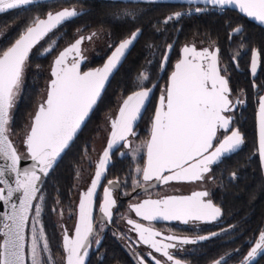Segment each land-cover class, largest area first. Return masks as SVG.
<instances>
[{
  "label": "snow or ice",
  "instance_id": "obj_1",
  "mask_svg": "<svg viewBox=\"0 0 264 264\" xmlns=\"http://www.w3.org/2000/svg\"><path fill=\"white\" fill-rule=\"evenodd\" d=\"M116 2L117 0H113V3ZM195 2L196 0H189V3ZM204 2L221 8L238 6L242 13L264 24V0H204ZM35 3L36 0H0V13ZM195 11L199 12L201 9L196 8ZM78 14L75 9H62L47 13L46 18H33L14 44L0 54V157L11 162L5 168H0V184L7 186V195L5 189L0 188V200L7 204L14 192L21 193L19 206L12 204L11 215L6 217L11 223L4 225L7 231L3 235L7 239L3 244V252L0 253V264H26L25 228L33 211V201H39L40 204L43 202V197L38 196L42 176H47L60 154L69 147L96 105L110 73L124 56L125 50L139 35L137 30L130 38L123 40L103 68L95 71L81 72L80 62L83 60L81 44L85 39L92 40L96 33L87 37L81 36L59 53L54 60L51 72L54 79L50 81L46 99L39 103L30 132L26 135L28 158L33 162L32 167L21 171L19 168L21 157L7 134L10 131L9 110L14 106L15 98L20 91L26 61L37 43ZM181 15L182 13L178 12L174 17L169 16L164 23L174 18L179 19ZM235 31L241 34L240 28H236ZM52 43L50 40L47 52L52 50ZM168 50H171L170 45ZM182 51L183 59L175 64L169 87L159 97V107L152 121L151 137L146 143L147 165L143 169H136L137 174L142 175L145 182L155 179L167 184L172 180H203L205 174L211 171V165L220 162L225 155L236 152L244 143L239 131H232L213 147L217 131L219 129L227 131L229 128L231 118L225 113L232 111L231 105L234 103L229 99L228 80L221 75L219 49L198 51L194 46H185ZM259 55L256 53L251 61L253 74L257 70ZM166 61L167 57H164V62ZM148 79L147 71L140 73L138 90L123 100L118 119L111 120V140L98 163L91 187L83 193L78 205L79 222L74 230L75 236L69 238L65 234L63 237L66 264H85V257L88 256V249L91 246L89 237L94 232L93 195L105 171L109 151L117 142H127V138L133 134V124L140 117L151 91V88L143 87V82ZM259 155L264 160V97H261L259 104ZM6 170L16 174L14 188L4 178ZM165 172L169 174L164 175ZM112 183L114 182L109 181V184ZM206 196L207 192H196L192 196L146 199L132 207L136 215L143 220H177L187 224L190 220H210L220 215L219 208L202 199ZM115 203L112 191L105 189L103 204L99 209L103 219L111 221V209ZM41 212L42 207L37 205L31 222V264H51L52 260L50 246L40 221ZM128 223L133 225V230L138 233L143 244L161 253L168 261L180 264L169 251L175 245L156 239L161 236L160 232L131 219ZM165 239L178 240L180 244L195 243L194 240L175 236H167ZM95 242L99 244V239ZM43 253L49 255L44 257ZM258 253H264V232L259 234V242H256L248 252L245 264H251ZM141 264H145L143 259ZM155 264H161V261L156 260Z\"/></svg>",
  "mask_w": 264,
  "mask_h": 264
},
{
  "label": "trees",
  "instance_id": "obj_2",
  "mask_svg": "<svg viewBox=\"0 0 264 264\" xmlns=\"http://www.w3.org/2000/svg\"><path fill=\"white\" fill-rule=\"evenodd\" d=\"M74 7V8H71ZM187 6L171 4H125L98 0H60L30 6L0 16V54L19 38L35 17L46 18L49 12L62 9H75L82 15L61 24L50 32L33 50L25 64V80L19 101L10 112L8 134L17 137L23 134L30 118L35 114L39 100L48 89L47 80L54 58L76 39L91 31L100 30L106 37V44L114 46L127 39L139 30L142 35L128 56L127 60L108 86L102 100L93 115L75 139L72 146L62 157L50 176L44 182L38 196L43 197L41 223L48 240L51 254L64 259L63 238L58 224V215L62 211L68 222L75 219L76 191L79 176L84 164L94 156V141L101 134L106 116L115 112L117 106L137 89L138 77L147 71L149 79L143 82L144 88L151 87L159 78L161 60L166 49L176 40L167 73L159 83L166 84V77L172 65L180 56L183 44L189 41H208L214 43L221 51L225 63L232 64L230 58L238 63L249 59L251 52L258 49L264 56V29L249 22L246 18L230 10L208 9L179 19L164 21ZM242 27V34L230 41L236 28ZM5 32L4 36L1 34ZM56 40L55 51L50 55H42L49 41ZM107 47H102L96 54V65H101L109 55ZM243 49V51H242ZM106 51V52H105ZM33 119V118H32ZM244 151L233 160L222 165L220 175L232 190L231 196L224 199V210L229 213H244L257 210V180L247 185V174L244 170ZM235 173L229 179V173ZM252 179V176H251ZM233 182V183H232ZM31 215V217H32ZM30 225V222H29ZM29 233V227H28ZM44 257H46L43 254Z\"/></svg>",
  "mask_w": 264,
  "mask_h": 264
},
{
  "label": "flooded vegetation",
  "instance_id": "obj_3",
  "mask_svg": "<svg viewBox=\"0 0 264 264\" xmlns=\"http://www.w3.org/2000/svg\"><path fill=\"white\" fill-rule=\"evenodd\" d=\"M196 8H200L201 11H195ZM208 9L203 7H186L179 11V13H182L180 18ZM239 28L242 34L244 29L242 27ZM92 33L94 31L86 33L83 37L90 36ZM238 35L240 34L233 31L230 41L232 42L233 38ZM117 45L106 44L104 46L107 47L106 51H110L111 53ZM185 46H194L198 51L218 48L214 43L208 41H189L179 49L180 56ZM102 47L96 48L91 56H85L82 53L85 60L82 72L100 67L104 63L101 65L95 64L97 61L96 56H98H95V54ZM256 53L260 55L256 73L253 74L251 71V61ZM218 56L221 75L228 80V87L230 89L229 99L234 103L231 105L232 111L225 113L226 116L231 118L229 128L227 131L220 129L217 131L213 147L217 146L218 141H221L226 135H230L232 131H239L244 139L240 150L223 157L221 162L211 165V171L205 174L203 180L199 181H175L149 189L148 187L152 185L155 179L145 182L142 175L137 174V168L143 169L146 167V143L151 137V126L158 107L159 97L168 88L169 76L178 59L173 63L172 70L166 77V84L159 87L160 82L158 83L152 100L140 122L133 130V134L127 138V142L124 141L112 154V163L95 198L93 222L94 226L96 225V229L91 243L88 264H141V259L145 261V264H155L156 260L161 261V264H174L173 261H168L161 253L155 252L154 249L143 244L139 239L138 233L133 230V225L128 223L129 219L160 232L161 236L156 237L157 240L174 244L175 247L169 249V251L174 259L180 261V264H217V262L219 264H245L248 252L255 246L256 242H259V234L264 232V160L259 155V104L261 97H264V56L262 57L258 49H254L249 59L241 63H238L235 58H230L232 64L225 63L220 50ZM169 66L170 61L164 75L167 73ZM238 100L241 103H235ZM122 102L117 106L115 112L109 115L107 123L105 121L108 127V136L104 148L100 151L97 159L93 157V161L89 159L90 163L88 176L85 178L86 181L76 191L74 226L67 233L69 238L72 236L75 227L79 202L82 199L83 193L91 186L96 171V163L100 160L108 141L111 131V120L117 116ZM13 142L15 143L14 140ZM15 145L21 157L27 159L23 157L26 151L25 141L24 149H20L16 143ZM243 149H245L243 157L245 163L244 170L247 174L246 183L250 186L251 181L254 180L253 178H256L257 197L255 201L258 206L257 210L254 209L246 212L241 217L238 213H229L224 210V199L226 196H231L233 192L225 188L226 184L222 181L223 176L220 173L222 165L233 160ZM209 151H212V149ZM168 174V172L164 173V175ZM229 177L230 180L235 177L233 168L229 173ZM109 181H113L114 183L109 184ZM137 183L139 186H137ZM105 189L112 191V198L116 201L114 207L111 209L112 218L110 222L102 218V213L99 210L103 204ZM196 192H207L208 196L202 199L205 202L210 201L214 207L219 208L221 210L220 215L209 221L190 220L187 224L177 220L156 219L147 221L137 216L132 207L142 203L146 199L157 200L171 196H192ZM167 236L188 238L194 240L195 243L180 244L178 240H166L165 237ZM200 237H207V239H200ZM96 239H99V244L95 242ZM253 259H256L253 264H264V253H258Z\"/></svg>",
  "mask_w": 264,
  "mask_h": 264
},
{
  "label": "water",
  "instance_id": "obj_4",
  "mask_svg": "<svg viewBox=\"0 0 264 264\" xmlns=\"http://www.w3.org/2000/svg\"><path fill=\"white\" fill-rule=\"evenodd\" d=\"M55 1H60V0H36V3L33 4V5H25V6H21V8H18V9H9V10H6L5 12H3V13H0V16L5 15V14L10 13V12H13V11H16V10H19V9L28 8V7H30V6L39 5V4H44V3H50V2H55ZM75 1H79V0H75ZM82 1H84V0H82ZM98 1L113 2V0H98ZM117 2H121V0H117ZM122 3H125V4H142V3H144V4H171V5H180V6H187V7H203V8H213V9H218V10H230V11H233V12H235V13H238V14L241 15L242 17L246 18L249 22L254 23L255 25H257V26L261 27L262 29H264V24H262L261 22H259L258 20L254 19V18H252V17L247 16L245 13H242V12L239 10L238 6H225V7L221 8V7H219V6H213V5H211L210 3H205L204 0H196L195 3H189V0H122ZM77 12H78V11H77ZM78 13H79V14H78L76 17L70 18V19L67 20V21L73 20V19H75V18H77V17H79V16L82 15V12H78ZM67 21H65V22H67ZM65 22H64V23H65ZM62 24H63V23H62ZM58 27H59V26H58ZM53 31H54V30H53ZM141 35H142V33L139 31V35L137 36V39H136L131 45H129V47L125 50V54H124V56L121 57L119 63H118L117 66H116V68H114L113 71L110 73V75H109V77H108V80L105 82V86H104V88H103L102 91H101V95H100V97H99L98 100H97L96 105H94L92 111L90 112L89 116L86 118V120L84 121V123L82 124L80 130H78L76 136L74 137L73 141L70 143L69 147L66 148V149L60 154V156L57 158L56 162L54 163L53 167L49 170L47 176H46V177H45V176H42V182L40 183V190H41V188H42L44 182H45V181L47 180V178L50 176V174L52 173V171L54 170V168L58 165V163L60 162V160L62 159V157L66 154V152H67V151L69 150V148L72 146V144H73V142L75 141V139L79 136V134L81 133V131L83 130V128L85 127V125L87 124V122L89 121V119L91 118V116L93 115L94 111L96 110V108L98 107L100 101L102 100V98H103V96H104V94H105V92H106L108 86L110 85L111 81H112L113 78L116 76V74L119 72V70L121 69V67L123 66V64L125 63V61L127 60V58H128V56L130 55V53L133 51V49L135 48V46L137 45V43L139 42V40H140V38H141ZM130 36H131V35H130ZM130 36H129L128 38H130ZM128 38H127V39H128ZM42 40H43V39H42ZM40 42H41V41H40ZM40 42H39V43H40ZM39 43H37V44L32 48V50H31L30 53H29V56L31 55V53L33 52V50L37 47V45H38ZM13 44H14V43H13ZM13 44H12V45H13ZM119 44H120V43H119ZM119 44H118L116 47H118ZM175 45H176V40L174 41V43H173L172 45H170V46H171V50H168V48H167V50H166V53H165V56H164V57H167V61L164 62V57H163L162 65H161V71H160V76H159L158 80H157V81H156V82L150 87V88H151V91H150V94H149V98H148V100L145 102V106H144V108H143L142 111H141V115H140V117H139V118L137 119V121L133 124V130L136 128L137 124L140 122V120H141V118H142V116H143L145 110L147 109V107L149 106V104H150V102H151V100H152V97H153V95H154V93H155V90H156V87H157L158 83L160 82V80L162 79L164 73L166 72V69H167V67H168V64H169V61H170L171 55H172V53H173V50H174V48H175ZM116 47L112 50V52L109 54V56L106 58V60L104 61V63H103L100 67H97V68H95V69L88 70V71H95L96 69L103 68V66L107 63V60H108V59L112 56V54L115 52ZM183 48H184V47H183ZM65 49H66V48H65ZM63 50H64V49H63ZM63 50H61L60 52H62ZM182 50H183V49H182ZM60 52H59V53H60ZM58 55H59V54H58ZM58 55L54 58V60L58 57ZM29 56H28V58H29ZM182 59H183V51H181L180 59H179L176 63H178V62H179L180 60H182ZM54 60H53V62H52L50 75H51V72H52L53 67H54ZM69 61H71V56L69 57ZM84 63H85V60L83 59V60L80 62V70H81V72H82V67H83ZM176 63H175V64H176ZM174 71H175V65H174V69H173L172 73H173ZM85 72H87V71H85ZM172 73H171V74H172ZM171 74H170V76H171ZM170 76H169V79H168V87H169V84H170ZM52 79H54V77H52V75H51V79H50V81H51ZM50 81H49V83H48V88H49V85H50ZM47 90H48V89H47ZM132 94H133V93H132ZM46 95H47V93H46ZM130 95H131V94H130ZM128 96H129V95H128ZM126 98H127V97H126ZM126 98H125V99H126ZM45 99H46V96H45ZM45 99H44V100H45ZM121 106H122V104H121ZM121 106H120V107H121ZM158 107H159V101H158ZM158 107H157V109H158ZM12 108H13V107H12ZM12 108L9 110V116H10V112H11ZM37 108H38V106H37ZM119 109H120V108H119ZM36 113H37V109H36V111H35L34 116L36 115ZM118 115H119V110H118V112H117V116H116L114 119H118ZM34 116H33V118H34ZM32 121H33V119H32ZM31 125H32V124H31ZM30 128H31V126H30ZM30 128H29V130H28V133L30 132ZM133 130H132V131H133ZM220 130H223V129H220ZM227 130H228V129H227ZM111 131H112V129H111ZM111 131H110V133H109V137H108L107 144H108V143L110 142V140H111ZM7 135H8V137H9V140L11 141L13 147L16 149L17 154L20 155L19 152H18V150H17V147H16L15 143L13 142L12 137H11L9 134H7ZM123 142H124V141H119V142H117V143L113 146V148L109 151V160H108V162H107V164H106L105 171H104V173H103L102 176H101V180H100V182H99V184H98V186H97L96 192L94 193L93 198H92V199H93V212H92V218H93V219H94L95 198H96L97 192H98V190H99V188H100V185H101L102 181L104 180L105 175L107 174L108 169H109V167H110V165H111V163H112V160H111L112 154L115 152V150H116V149H117V148H118ZM107 144H106V147H105L104 151L107 150ZM25 145H26V138H25ZM240 148H241V147H240ZM209 150H210V149H209ZM239 150H240V149H239ZM239 150H237L236 152H238ZM104 151H103V152H104ZM234 153H235V152H234ZM231 154H233V153H231ZM231 154H227V155H225V156H229V155H231ZM25 156H26V157H25ZM25 156H23V157H24V158H27V159H23V158L21 157V155H20L21 159H20V162H19V168L21 169V171L29 170V169H31V167H32V163H33V162L31 161L30 158H28L27 147H26V151H25ZM225 156H224V157H225ZM102 158H103V153H102L100 159H102ZM222 158H223V157H222ZM222 158H221V159H222ZM99 161H100V160H99ZM99 161H97V163H96V171H97V166H98ZM220 162H221V161H220ZM10 163H11L10 161H6L3 157H0V168H5V166H6L7 164H10ZM218 163H219V162H218ZM216 164H217V163H216ZM146 165H147V156H146ZM213 165H215V164H213ZM96 171H95V172H96ZM94 176H95V174H94ZM4 178L8 180V183H9V185H10L11 187L14 188V187L16 186V185H15V180H16V174H15V173H12L10 170H6V174H5V177H4ZM21 178H22V177H21ZM93 179H94V177H93ZM92 181H93V180H92ZM175 181H177V180H172V181H169V182H175ZM169 182H168V183H169ZM162 185H164V183H162V182H158V181L155 180V181L152 183V185H150L148 188H149V189H150V188L152 189V188H154V187H158V186H162ZM90 187H91V186H90ZM0 188L5 189V195H7V186L4 185V184H0ZM38 194H39V193H38ZM20 202H21V193H19V192H14L13 195H12V197H11V199L9 200V202H8L7 204H6L3 200H0V253L3 252V244H4L5 239H7V237L3 235V233L7 231V229L4 227V225H5L6 223H7V224H10V223H11V221L7 220L6 217H7L8 215H11V205H12V204H16L17 206H19ZM34 204H35V201H33V207H34ZM78 212H79V208H77V216H76L75 227L77 226V224H78V222H79ZM31 215H32V212H31L30 215H29V222H30V219H31ZM207 221H209V220H207ZM29 222H28V224H27V226H26V228H25V249H24V251H25V256H26V264H28V237H29V235H28V227H29ZM75 227H74V230H75ZM95 229H96V225L94 226V232H93V234L89 237L91 243H92L93 237H94V235H95ZM74 230H73V234H72V236H71L70 238H74V236H75V231H74ZM90 251H91V246H90L89 249H88V256L85 257V264H88ZM255 260H256V259H253V260L251 261V264H253V263L255 262ZM65 264H66V256H65Z\"/></svg>",
  "mask_w": 264,
  "mask_h": 264
},
{
  "label": "rangeland",
  "instance_id": "obj_5",
  "mask_svg": "<svg viewBox=\"0 0 264 264\" xmlns=\"http://www.w3.org/2000/svg\"><path fill=\"white\" fill-rule=\"evenodd\" d=\"M94 33H96L97 35L94 36L92 40H90V41L89 40L88 41L87 40H84L83 43H82V45H81V47H82V53L85 56H91L92 55V52H94L96 48H98L100 46L102 47V46L106 45V37L103 35L102 31L97 30V31H94ZM4 34H5V32H3L1 34V36H4ZM56 45H57V42H56V40H54L53 43H52V45H51L52 50L50 52H47L46 49L49 48V46H48L42 52V55L45 56V55L52 54L55 51V49H56ZM50 79H51V76H49V78L47 80V87H48V83H49ZM24 80H25V73H24V76H23V81ZM22 88H23V82L21 84L20 91H19L18 95L15 98V103H14V106H13L12 110L14 109V107L16 105V102L19 101V96H20V93L22 91ZM46 93H47V90L44 92L43 96L40 98L39 103H41L42 101H44L45 96H46ZM109 115L106 116V119H105L106 123H107V120H108ZM33 116L30 118V121H29V123L27 125V128H26L25 132L23 134L17 136V137H12V139L15 141V143L18 145V147L20 149H24L25 148L24 141H25L26 135L28 134V130L30 128V125H31ZM106 123H104V125H103V130H102L101 134L94 141V156H93V158H95V159L98 158V156L100 154V151L104 148V145H105L106 140H107L108 127H107V124ZM93 158L91 159V161H93ZM89 163H90V161L87 160V162L83 166L81 175L79 176V180H78V184H77V190L86 181L85 178L88 176ZM37 205L40 206V204L38 203V204L35 205V207ZM33 218H34V212H33V215H32V217L30 219L29 233H28V235H29V237H28V264H31V261H30L31 238H32L31 222H32ZM40 221H41V217H40ZM58 224H59V229H60L61 236L63 238L64 235L67 234L69 230H71V227L74 226V220L72 222H68L66 216L61 211L59 213V215H58ZM42 243L43 242L41 241V244ZM50 252H51V250H50ZM43 254L46 257L49 255L48 253H43ZM51 257H52L51 264H63L64 263V259L63 258L54 257L52 254H51Z\"/></svg>",
  "mask_w": 264,
  "mask_h": 264
}]
</instances>
